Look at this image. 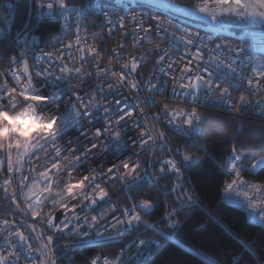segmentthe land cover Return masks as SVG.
<instances>
[{"label":"snow or ice","instance_id":"obj_1","mask_svg":"<svg viewBox=\"0 0 264 264\" xmlns=\"http://www.w3.org/2000/svg\"><path fill=\"white\" fill-rule=\"evenodd\" d=\"M58 3L62 13H70L72 11V8L66 5L64 0H58ZM154 6L157 8L172 9L177 12H182L189 17L198 16L201 20L207 21L209 26L213 29L222 27L226 22V18L240 24H264V0H197V3L188 6H180L175 0H156ZM47 7L52 9L53 4L49 3ZM76 15L79 16V13H76ZM105 15H107V13H105ZM118 19L123 22L125 17L120 16ZM132 19L135 20L136 17H132ZM150 19L155 21L154 26L150 24L147 28L142 27L143 16H141L140 22L136 24V27L144 33H149L150 31L167 32V29L162 27L160 16L150 17ZM169 25L175 29H179V26L171 24V21H169ZM120 26L123 27V23H121ZM179 30L185 33L184 38L186 39V47L193 45L194 41L190 38L193 35L203 43V39L199 37L198 33H190L187 29ZM80 31L81 29L77 26L75 44L79 46L78 50L81 61H85V51H87L89 56L95 55L92 70L83 71L82 67L69 68L68 64L63 61L64 53L62 52L61 56L56 58L61 61L60 65H57L61 75L56 76L55 68L52 64H49L47 68L41 66L36 69L35 76L37 78H42L43 81H49L54 77L56 81H63L65 79V74H71L74 75L75 78L80 79L83 84L85 80H91L93 73H95V76L100 79H104L110 74L117 79L115 84L108 83L106 85L109 92H118L122 85L131 89L133 94L138 93L142 87L150 92H162L165 90L162 86L158 87L156 83H152L151 79L147 82H141L134 78L133 74L139 67V61L136 57L130 58V65L128 62H124L122 64L124 70L119 73L101 67L99 61L102 52L96 47H88L85 49L82 44V38L79 35ZM108 31L111 32L112 29L110 28ZM140 39L143 38L141 37ZM211 39L212 37L209 36L208 40ZM204 46L207 47V45ZM120 47H123V45H120ZM225 47L230 53L228 57L220 59L219 56H210L209 60L204 62L203 67L199 64V61L203 60V52L199 47L196 48L194 53H186V55H191L193 59L187 60L185 66L180 69L181 73L193 72V60L197 61L195 64L196 71L194 75L187 77V83H181L179 84V87L185 90L183 95L190 96L194 103L199 102L201 93H203L207 99L209 97H215L217 90L220 99L227 98L228 100H231L232 94L230 89L233 87H242L245 83L248 86L247 91L252 96H255L257 92L264 94V61L254 63L251 66V75L245 78L241 73L237 72V67H242L243 65V61H241L240 57L245 49L239 47L232 48L230 45ZM72 48L73 43L69 41L66 49L70 51ZM214 50L223 54L225 48H222L221 45H216ZM212 51L213 49H209V52ZM23 55L24 54L21 53V56ZM47 55L48 58L51 59V54ZM116 55L119 59L118 52ZM42 59L43 57L41 56L35 57L36 64H40ZM69 59H72V57L69 56ZM181 59L184 58L182 57ZM109 60L111 62V57ZM164 61L165 56L161 55L158 57L157 63ZM7 62L9 66L8 75L0 73V149H5V143L8 141L15 142L14 145L12 143H7L5 151L7 157V171L9 173H12L13 171L21 173L20 186L22 188H27L25 202L27 203V209L30 211L31 217H41L42 222L44 217H47V227L56 232L63 233L70 224H74V227L71 229L72 232L80 233V230L84 225H87L89 229H96V234L98 236L101 235L99 229L102 226L101 222L106 220L108 214L107 211L102 210L97 214L84 216H81L78 213L79 208L87 207L93 209L95 205L102 201L110 204L109 210L112 213L117 211V205L107 200L108 191L102 183L99 182L101 179H115L117 173H119L120 180H124L130 176L132 185H135L138 181H142L147 177L148 180L152 181L154 186L158 180L162 178V175L155 177L154 179L153 177L148 176V173L145 171V165L141 163L135 154L122 160L117 156L118 162L113 163L106 170L102 167L88 169L82 168V165L86 163L88 157L94 154V150L101 147L100 140L102 137H107L108 143H115L117 149L121 153L124 152L126 143L124 142V132L121 130L120 125L126 118L132 119L136 114L135 110H128L126 106L115 110L105 107L103 109L105 113L104 125L100 127L93 126V128H85L81 121L83 120L84 123L92 124L93 113L90 109L100 106L97 91L84 93V95L88 96L87 103L84 102L79 93H76L75 96L77 103L68 106L61 105L57 109L58 114L53 115L51 106L55 103L54 97L57 95V91L47 93L43 90L42 85L33 83V76L28 69L27 59L21 60L17 55H12L7 57ZM174 63L178 62L173 61L172 63H168L167 68L171 70ZM20 64L24 66L23 72L13 70L12 65ZM73 64H75V60H73ZM160 72L164 73L165 76L169 74L164 68H161ZM226 73H231L232 75L229 76ZM9 79L14 82V86L11 88L8 83ZM221 81L224 82L226 86L221 87ZM172 82L174 85L172 93L174 96H178L179 93L176 92L175 87L177 84V78L175 76L172 77ZM98 90L100 93H103L104 86H98ZM21 97L23 99H21ZM126 98L127 97H125V99ZM121 103L122 101L120 99L115 100L117 106L121 105ZM146 103L156 104L157 102L154 100H148ZM253 103L254 101L250 100L248 95L241 92L236 103L231 104L230 107L233 110L239 111ZM20 105H27V107L23 108L19 113H16L15 110L20 107ZM157 106L159 107V105ZM68 107L71 108L70 120L67 119L69 114ZM137 107H139V100L137 101ZM37 109H39L42 114L38 118L42 122L38 123L36 120L26 119V117L30 116ZM140 112H143L142 108H140ZM161 113H163V119L167 121L168 125L179 127L181 132L188 131L191 133L201 119L200 116L197 115V109L195 107H193L190 112H173L169 111L167 104H165L161 109V112H156L151 115L153 124H155L156 120L161 118ZM260 115L264 117V111H261ZM144 119H147V117ZM134 123L136 133L134 134V137L130 139L132 140V143H136L138 140L141 149L147 150L149 142L155 147L158 141H164V131L157 129L155 132H151L147 129L146 125H143V121L138 123L134 121ZM185 125L187 126V129L183 127ZM70 126H75L80 129V136L88 140L87 145L83 143L77 145L73 140H67L64 144L59 143L64 139V134ZM29 128L32 130L39 128L41 131L38 135L29 138ZM21 137L25 139L21 140ZM108 143L104 144L103 147H108ZM13 147L16 149L15 164L13 159ZM49 147L52 149L54 155L47 157L44 165H41L43 171L32 169L34 172H37L39 179L24 174L26 171L23 167L25 157H32L36 153L45 151ZM165 147H167L165 143H160L161 151H163ZM199 147L203 148L205 146L200 145ZM236 152L237 149L233 146V156L228 162L227 167L229 171L234 173L235 178L232 179L231 182L226 183L225 191H236L238 188L243 189L247 187L249 190L255 189L259 192L262 187L261 184H247L240 178V170L242 167L240 161L242 157L235 155ZM184 160L186 162L190 161L191 157L185 155ZM0 163H2V161H0ZM166 167L170 171L174 170L177 174L180 173L179 167H177L175 161L171 159H168L161 164V174H164ZM251 167L253 169H264V155L259 156L258 158H253L251 161ZM30 179L32 180V184L29 186L25 182ZM10 183L11 179L4 181L5 185ZM132 185H129L128 187L131 188ZM178 187L180 186L174 187L172 191H177ZM54 188L60 189L55 195L52 194ZM34 189L36 190L35 192L33 191ZM236 194H242L248 199V206L250 208H257V201L249 198L248 191H244L243 193L237 191ZM32 196H35L34 200L31 199ZM177 199L181 200L182 206H188L189 202H192V196L186 195L185 193H181ZM13 202L15 203V197H13ZM45 202L63 209H67L69 203H75H73V207L70 211H66L63 214V221L58 222L55 213H49L47 209L44 208ZM16 207L19 208L18 203L16 204ZM103 207L104 205H101L102 209ZM137 207L146 211L152 207V201L142 199L138 204L133 203L131 208H123L121 210L123 218H117L115 215H112L111 219L115 221V224L109 223L108 226L115 228L116 225L127 224L128 227H133L145 223L142 221L140 214L135 211ZM173 211H176V209H173ZM168 215L170 216L171 213ZM255 215H258L260 222L264 224V207H261ZM81 220L83 223H81ZM3 223L7 225L9 221L4 220ZM148 227L152 226L148 225ZM31 228L33 231L36 230L35 225H32ZM12 234L18 236L21 241L27 239L24 233L19 230ZM123 234V232L120 233L121 236H123ZM82 235L88 236L89 233L88 231H84ZM5 239L11 250L7 255L0 254V264H9L11 259L19 260L20 258V253L17 251L16 246L11 240H8L7 237ZM52 242L53 236L50 235L47 237V243L43 246L45 249H48L49 254L52 252V249L49 248V245L52 244ZM81 243H86V241H81ZM139 243L142 245L145 241L141 240ZM29 247H31V245H29ZM244 247L248 252L253 251L248 245H245ZM121 253H123V249H121ZM116 261H119V256L116 257ZM116 261H113V259L108 256L101 257L97 255L89 261V264H116ZM233 261L234 264H239V261L236 260L235 257H233ZM40 264H56V261L54 258L50 260H41ZM208 264H211V262H208Z\"/></svg>","mask_w":264,"mask_h":264},{"label":"built area","instance_id":"obj_2","mask_svg":"<svg viewBox=\"0 0 264 264\" xmlns=\"http://www.w3.org/2000/svg\"><path fill=\"white\" fill-rule=\"evenodd\" d=\"M49 3L53 4L52 9H49L47 7ZM65 4L72 8V11L70 13H62L59 7L58 0H37L34 10V21L48 19L51 21H56L59 25H61V31L58 34H53L51 39L48 38V41L42 40L40 35L35 31V27H30L29 24L26 28H24L23 30L21 29L22 31L20 30L16 34L17 38L15 39V55H17L21 60H28V69L32 73L33 83L42 85L43 90L47 93L57 91V95L54 97L55 103L51 106L52 114L57 115V109L61 105L68 106L70 104L77 103L75 96L76 93H79L82 96L84 102L87 103L88 96L84 95V93L92 91H97L100 106L90 109V111L93 113L92 124L84 123L83 120L81 121V123L84 124L85 128H93V126L100 127L104 125L105 113L103 109L105 107L115 110L117 108H123L126 106L128 110H135L136 113L132 119L126 118L121 122L120 125L121 130L124 132V142L126 143L124 152L121 153L117 149L115 143H108L107 137H102L100 140L101 147L97 150H94V154L88 157L86 163L82 165V168L88 169L102 167L106 170L113 163L118 162L117 156H119L122 160L127 158L128 156H132L133 154H135L136 157L141 161V155L146 150L139 147L138 140L136 143H132V140L130 139L134 137V134L136 133L134 121L136 123L143 121V125H146L149 131L155 132L156 125L153 124L151 115L156 112H161V109L165 104H167L169 111L173 112H190L191 109L195 107L197 109V115H199L201 118L193 130L195 134H198L201 130V124L204 120L203 109L207 108L222 109L228 112L230 115L234 116L237 120V131L242 127L241 119L244 117H253L264 120V117L260 115L261 111H264V94L257 92L255 96H252L247 91L248 86L246 83L242 87H233L230 89L232 94L231 100H228L227 98L220 99L219 92L217 90V94L215 97H209L207 99L205 98L204 94L201 93L200 100L196 103L193 102L190 96L183 95L185 90L179 87V84L187 83L188 76L195 74V64L197 63V61L195 60H193L192 73H181L180 69L185 66L187 60L193 59L191 55H186V53H194L197 47H199L203 52V60L199 61L201 67L204 66L205 61L209 60L210 56H219L220 59H225L226 57H228L230 53L225 47L227 45H230L232 48L239 47L245 49L240 57L241 61H243V65L242 67H237V72L241 73L245 78H247L249 75H251V66L254 63L264 61V29L248 28L246 30H243L237 38H230L226 35H223L220 31L207 32L191 26H187L172 15H164L162 13L161 15H158L157 13H155H160L157 9H152L144 6L133 5V7H126L114 0H99L82 4L65 2ZM7 9L8 17L6 31L9 33L15 18L14 4H8ZM76 13H79V16H77ZM105 13H107V15H105ZM120 16L125 17L123 22L118 19V17ZM141 16H143L142 27L144 28H147L150 24L153 26L155 25V21L150 19V17L160 16L162 20V27L164 29H167V32H142L139 28L136 27V24L140 22ZM132 17H136V19L133 20ZM169 21H171V24L178 25L179 29H187L190 33L193 34L198 33L199 37L203 39V43H201V40L196 39L195 35H193L192 37H190L194 41L193 45L186 47V39L184 38L185 33L183 31H180L179 29L171 27L169 25ZM121 23H123V27L120 26ZM77 26H79V28L81 29L79 35L82 38V44L84 45L85 49H87L88 47H96L99 51L102 52V56L99 61L101 67L108 68L111 69V71L119 73L120 71L124 70L122 68V64L124 62H128L130 65V58L136 57V59L139 61V67L133 74L134 78L141 82H147L149 79H151L152 83H156L158 87L162 86L165 90L162 92H150L146 88L142 87L138 93L133 94L131 89L122 85L120 86L118 92H109L106 85L108 83L115 84L117 79L116 77H112L110 74L107 75L104 79H100L95 76V73H93L91 80H85L83 84L81 83L80 79L75 78L74 75L71 74H65V79L63 81H56L54 77L49 81H43L42 78H37L35 76L36 69L41 66L47 68L49 64H52L55 68L56 76L61 75V73L59 72V68L57 67V65H60L61 61L57 60L56 58L60 57L62 52L64 53L63 61L64 63L68 64L69 68L82 67L83 71L92 70L95 55L89 56L87 51H85V61L80 60V53L78 50L79 46L75 44ZM110 28L112 29L111 32L108 31ZM95 31H99L105 35L106 42L104 44V47L102 48H99L95 43ZM2 32L3 29L2 26H0V33ZM209 36L212 37L211 40H208ZM141 37L143 39H140ZM69 41L73 43V48L70 51L66 49ZM120 45H123V47H120ZM204 45H207V47H205ZM216 45H221L222 48H225L223 54H220L219 52L214 50ZM209 49H213V51L209 52ZM117 52L119 53V59L116 55ZM21 53H23L24 55L21 56ZM47 54H51V59L48 58ZM161 55L165 56V61L157 63L158 57ZM37 56L43 57V59L40 61V64H36L35 57ZM69 56H71L72 59H69ZM110 57L111 62L109 60ZM182 57L184 59H181ZM73 60H75V64H73ZM173 61H177L178 63H174L173 68L169 70L167 68V65L168 63H172ZM8 67V64L4 68H1L0 66V73L8 75ZM12 68L13 70H19L20 72L24 71V66L22 64L12 65ZM161 68H164L165 71L169 74L165 76L164 73L160 72ZM226 74L229 76L232 75L231 73ZM173 76L177 78V84L175 85V87L176 92L179 93L178 96H174L172 93V88L174 87L172 82ZM8 83L10 88L14 86V82L11 79H9ZM220 83L221 87L226 86L224 82L221 81ZM98 86H104L103 93L99 92ZM241 92L245 93V95H248L249 99L253 100L254 103L252 105H249L248 107L242 108L239 111L233 110L230 105L236 103V100L238 99ZM125 97L127 98L125 99ZM21 99L23 98L21 97ZM117 99H120L122 101L121 105L119 106L115 104V100ZM138 100L139 107H137ZM148 100H154L157 103H146V101ZM157 105H159V107ZM26 107L27 105H20V107H18L15 111L16 113H19L23 108ZM140 108L143 109L142 113L140 112ZM68 113L69 114L67 116V119L70 120V107H68ZM41 115L42 114L40 110L37 109L30 116L26 117V119L36 120L39 123L42 122L38 119ZM145 117H147V119H144ZM160 119L167 123V121L163 119V113H161ZM171 126L176 132L189 136L187 134L189 133L188 131L181 132L179 127L175 125ZM183 127L187 129L186 125ZM40 131L41 129L39 128L35 130L29 128V138L38 135ZM20 139L23 140L25 138L21 137ZM67 140H73L77 145L81 143L85 145L88 144V140L80 136V129L75 126H70L67 128L66 133L64 134V139L59 143L64 144ZM9 142L10 141H8L7 143ZM14 143L15 142L12 141L13 145ZM106 143H108V147H103V145ZM152 148L154 147L151 145V142H149L147 150H150ZM15 152L16 149L15 147H13L14 164ZM53 155L54 153L49 147L45 151H40L32 157H25L23 161V167L26 171L24 174L29 175V177H35L39 179L37 172H34L32 169L43 171L41 165H44L47 157ZM232 156L233 153H231L226 158L223 166V170L227 174H234L229 171L227 167L228 162L231 160ZM145 171L147 172L146 168ZM11 175H13L14 179L10 177L5 179H11V183L8 185L4 184L5 186H12V188L9 187L8 191L10 200L13 201V197H15L16 204L18 203V198H20L19 202L21 207H24L28 212L27 203L24 200L25 197H22V195L24 196L26 187L22 188L20 186L21 173L13 171ZM119 175L120 174L117 173V177L115 179H101L99 182L102 183L106 190H108L107 188L109 183L118 180ZM149 175H151L150 172ZM124 181H126V187L132 184L130 176L124 179ZM245 182L247 184H261V190L257 192L255 189L249 190L247 187L243 189L238 188L236 191H230V195L227 196V199L231 200L234 204L242 206L245 209L247 216L251 220L259 225H263L260 222L258 215L255 214L258 213L261 207H264V183H260L257 181ZM25 183L27 184L28 181H26ZM59 191L60 189L54 188L52 194L55 195ZM237 191L241 193H243L244 191H248L249 198L257 201V208H250L248 206L249 200L246 199L242 194L237 195ZM34 199L35 196L32 200ZM107 200L117 205V211L115 213H112L109 210L110 204L104 201L95 205L93 209H89L87 207H81L78 209V213L81 216L97 214L102 210L107 211L108 214L106 220L101 222L102 226L99 229L101 235L99 236L96 234V229H89L87 225H84V227L80 230V233L71 231V229L74 227V224H70L69 227L63 231V233L56 232L53 229L47 227V217H44V220L42 222L41 217H36V220H34V218L31 217L30 212H28L27 215L17 216L16 211L6 210L0 207V254L7 255L11 250L5 239L7 237L8 240L12 241V243L16 246L17 251L20 253L19 260L11 259L9 264H40L41 260H50L52 258H54L56 264H58L55 255L54 243V237L57 233L65 234L67 237L72 236L79 238L78 235L82 234L84 231H88L89 235H91V238H94L115 234L116 232L121 231V229L126 225H116L115 228L108 226L109 223L115 224V221L111 219L112 215H115L117 218H123L121 210L123 208H131L132 205L120 204L119 202L114 201L109 195ZM73 203H69L68 208L63 209L45 202L44 208L47 209L49 213H56L57 211H59V222L63 221V214L66 211H70L72 209ZM101 205H104L103 209L101 208ZM19 208L16 207V209ZM16 218H20L21 220L16 221ZM4 220H8L9 223L5 225L3 223ZM81 223H83L82 220ZM32 225H35V231L32 230ZM17 230L23 232L27 239L21 241L18 236L12 234ZM50 235L53 236V242L49 245V248L52 249L51 254H49L48 249H45L43 247L47 243V237ZM141 240L145 241V243L142 245L139 243ZM154 243H156V241H154V237L150 238L148 236H144L141 238H137L136 243L133 245L131 243H126L123 248V253H121L120 249L115 255L95 254L89 258V261L97 255L101 257L108 256L112 259L114 256H120L122 257L121 260H113L116 261V264H142L143 257L149 254L148 247ZM29 245H31V247H29ZM89 261L87 264H89ZM260 264H264V262Z\"/></svg>","mask_w":264,"mask_h":264},{"label":"trees","instance_id":"obj_3","mask_svg":"<svg viewBox=\"0 0 264 264\" xmlns=\"http://www.w3.org/2000/svg\"><path fill=\"white\" fill-rule=\"evenodd\" d=\"M64 1L82 4L99 0ZM120 1L129 7H133L135 3L130 0ZM177 1L185 5L197 3V0ZM10 3L15 6V18L8 33L7 5ZM36 3L37 0H32L29 26L35 27L42 40L48 41L53 34L61 31V25L48 19L34 21ZM28 7L29 0H0L2 68L8 64L7 57L15 55V37L24 27ZM203 115L200 132L195 134L192 131L187 133L189 136L176 132L161 119L155 121L156 130L165 132L164 141H158L154 148L141 155L142 163L147 172L151 173L149 175L148 172V176L154 179L162 175L154 186L147 177L135 185L131 184V188L126 187L124 180L111 182L110 193L120 204L132 205L142 199L152 201V207L146 211L139 207L135 209L145 223L133 227L126 224L115 234L89 240L57 233L54 243L58 264H87L95 254L115 255L133 235L156 239V243L148 247L149 254L143 257L142 264H234L233 257L239 264L264 262V224L253 222L242 206L232 203L225 195H222L225 199L221 196L226 183L235 178L234 174H227L223 170L225 157L233 146L237 149L236 154L242 157L240 177L264 183V169H250L252 159L264 155V120L244 117L241 119L242 127L237 131L236 118L222 109H203ZM160 143L167 145L163 151ZM200 145L205 147L201 148ZM185 155H189L191 160L186 162ZM168 159L175 161L180 169L179 174L167 167L164 174L160 173L161 164ZM2 160L0 207L27 215L30 211L16 209L17 203L10 200L8 186L3 183L9 177L14 179L7 171L4 149H0V161ZM177 186H180L177 191H172ZM123 188L128 193H124ZM181 193L192 196V202L188 206H182L181 200L177 199ZM121 232L124 233L123 236L120 235ZM81 241L86 243L82 244ZM245 245L250 246L253 251L248 252Z\"/></svg>","mask_w":264,"mask_h":264},{"label":"water","instance_id":"obj_4","mask_svg":"<svg viewBox=\"0 0 264 264\" xmlns=\"http://www.w3.org/2000/svg\"><path fill=\"white\" fill-rule=\"evenodd\" d=\"M130 1H134L135 3H138L140 5H144V6H147V7H150V8L158 9L160 11H163L164 13L172 14V15L177 16V17H180V18H182L184 20L199 21V22L202 21V22L208 23L207 21L201 20L198 16H191V17H189V16L184 15L182 12H177V11L172 10V9L157 8V7L154 6L155 3H156V0H130ZM175 2L178 5H180V6H188V5H185L183 3L178 2L177 0H175ZM31 11H32V0H29L28 16H27L26 22H25L24 27L22 28V30L27 27V25H28V23L30 21ZM234 23L235 22H233L231 19L230 20H226V22L223 24V26L233 27L232 24H234ZM235 27L237 29H244V28H247V27L261 28V27H264V24H260V23H247V24H241V25L235 26ZM15 38H17V36ZM55 216L57 217V221H58L60 219V212L57 211L55 213Z\"/></svg>","mask_w":264,"mask_h":264},{"label":"rangeland","instance_id":"obj_5","mask_svg":"<svg viewBox=\"0 0 264 264\" xmlns=\"http://www.w3.org/2000/svg\"><path fill=\"white\" fill-rule=\"evenodd\" d=\"M114 1H116V2H120L122 5H124V6H129L128 4H126V3H124V2H122V1H120V0H114ZM186 22H188L189 24H191V25H193V26H196V27H198V28H200V29H203V30H206V31H209V32H216L217 30H219V29H221L222 30V32L224 33V34H230V35H235L238 31H239V29H237L235 26H239V25H241L240 23H234V24H232L233 25V27H227V26H222V27H217L216 29H213V28H211L210 26H209V24L208 23H206V22H199V21H189V20H186ZM237 123V122H236ZM9 143H12V141H10ZM6 144H7V142L5 143V149H4V152L6 151ZM13 157H14V153H13ZM14 159V158H13ZM2 165V164H1ZM5 165H6V167H7V157H6V155H5ZM251 168V170H253V171H255L257 168H255V169H253L252 167H250ZM149 172V171H148ZM9 174H12V173H9ZM151 174V173H150ZM36 179H38V178H36ZM119 180V179H118ZM116 181V180H115ZM114 182V181H113ZM32 184V180H29L28 181V183H27V185H31ZM9 187L10 188H12V186L11 185H9L8 186V189H9ZM124 189V188H123ZM34 192L36 191L35 189L33 190ZM124 193H128V190H125L124 189ZM27 194V188H25V193H24V196L22 195V197L24 198L25 197V195ZM34 198V196H32L31 197V199H33ZM24 200H25V198H24ZM19 207L22 209V210H26V209H24L23 207H21V205H20V203H19ZM168 225H169V222H168ZM139 233H140V230H139ZM134 236V240H136L137 239V236L136 235H133ZM154 241H156V239L154 238ZM133 243V241L131 242V244Z\"/></svg>","mask_w":264,"mask_h":264},{"label":"bare ground","instance_id":"obj_6","mask_svg":"<svg viewBox=\"0 0 264 264\" xmlns=\"http://www.w3.org/2000/svg\"><path fill=\"white\" fill-rule=\"evenodd\" d=\"M104 1H108V0H104ZM155 13H157L158 15H161V13H158V12H155ZM226 20H230V19H228V18H226ZM95 33H96V39H95V43H96V45L99 47V48H102V47H104V44H105V42H106V39H105V35L104 34H102L101 32H99V31H95ZM2 68V67H1ZM232 153V151L225 157V160H226V158L230 155ZM236 154V153H235ZM237 155V154H236ZM224 163H225V161H224ZM224 166V165H223ZM231 182V181H230ZM110 184L111 183H109V185H108V195L114 200V201H116L117 202V200L115 199V197L110 193V190H109V186H110ZM222 195H225V196H229L230 195V193L229 192H226V191H221V196ZM222 198H224L225 199V197H223L222 196ZM24 208V207H23ZM23 214L21 213V214H19V213H17V216H22ZM21 219L20 218H16V221H20ZM79 236V239L80 240H89V239H91V235H88V236H83L82 234H80V235H78ZM141 237H143V236H137V238H141ZM133 241V243H132V245L133 244H135L136 243V240L134 241V237L132 238V239H130L128 242H127V244H129V243H131ZM56 255V254H55ZM116 257L117 256H114L113 257V260H116ZM57 258V257H56ZM122 259V257H120L119 256V260H121Z\"/></svg>","mask_w":264,"mask_h":264},{"label":"crops","instance_id":"obj_7","mask_svg":"<svg viewBox=\"0 0 264 264\" xmlns=\"http://www.w3.org/2000/svg\"><path fill=\"white\" fill-rule=\"evenodd\" d=\"M139 202H137V204H138Z\"/></svg>","mask_w":264,"mask_h":264}]
</instances>
